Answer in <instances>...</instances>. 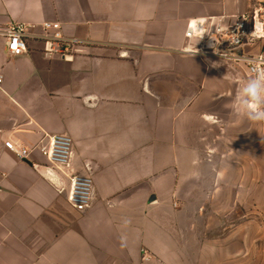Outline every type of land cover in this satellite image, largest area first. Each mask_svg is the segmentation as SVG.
<instances>
[{
  "label": "crops",
  "instance_id": "0c3cea01",
  "mask_svg": "<svg viewBox=\"0 0 264 264\" xmlns=\"http://www.w3.org/2000/svg\"><path fill=\"white\" fill-rule=\"evenodd\" d=\"M254 6L0 0V28L23 24L28 45L10 55L0 35V264H254L264 121L235 103L252 78L212 54L184 52L189 20ZM45 23L91 44L49 55ZM254 50L264 54V44ZM45 134L71 138L73 172L90 165L85 211L70 205L62 172L5 146L33 147Z\"/></svg>",
  "mask_w": 264,
  "mask_h": 264
},
{
  "label": "built area",
  "instance_id": "2783aa9c",
  "mask_svg": "<svg viewBox=\"0 0 264 264\" xmlns=\"http://www.w3.org/2000/svg\"><path fill=\"white\" fill-rule=\"evenodd\" d=\"M44 51L49 55L70 56L83 52L91 40L67 38L57 23H45ZM52 31V32H50ZM5 38L7 52L18 56L27 52L26 32L23 24L9 22L0 28ZM185 36L189 44L184 52L189 54H212L234 66L244 68L254 79L264 75L263 51L254 49L264 44V9L255 5L251 10L237 15H209L188 21ZM2 75L0 73V87ZM5 146L20 159L26 160L39 154L48 163V168L58 170L68 180L67 197L70 205L78 211H85L94 199V180L89 164L83 172H73L72 141L66 134H45L33 147H24L9 140ZM65 188H62L63 191Z\"/></svg>",
  "mask_w": 264,
  "mask_h": 264
},
{
  "label": "clouds",
  "instance_id": "9594fccd",
  "mask_svg": "<svg viewBox=\"0 0 264 264\" xmlns=\"http://www.w3.org/2000/svg\"><path fill=\"white\" fill-rule=\"evenodd\" d=\"M236 107L252 121H264V75L248 80L238 91Z\"/></svg>",
  "mask_w": 264,
  "mask_h": 264
},
{
  "label": "rangeland",
  "instance_id": "374dc122",
  "mask_svg": "<svg viewBox=\"0 0 264 264\" xmlns=\"http://www.w3.org/2000/svg\"><path fill=\"white\" fill-rule=\"evenodd\" d=\"M262 2H259V0H251V4L256 5L260 4ZM264 4V2H263ZM257 215V214H255ZM264 227V216L258 217L257 223L254 225V231H255V241H254V248H255V257H254V264H264V256H262L263 247L261 241V232L262 228Z\"/></svg>",
  "mask_w": 264,
  "mask_h": 264
}]
</instances>
